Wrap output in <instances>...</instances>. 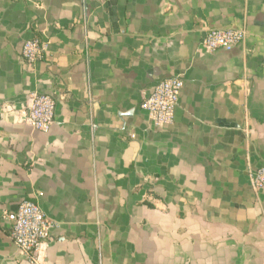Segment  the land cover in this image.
<instances>
[{
	"label": "crops",
	"instance_id": "crops-1",
	"mask_svg": "<svg viewBox=\"0 0 264 264\" xmlns=\"http://www.w3.org/2000/svg\"><path fill=\"white\" fill-rule=\"evenodd\" d=\"M214 29L247 37L210 52ZM174 77L156 127L141 104ZM34 94L48 132L23 121ZM261 167L264 0H0V264H34L6 217L25 200L57 225L39 264H264Z\"/></svg>",
	"mask_w": 264,
	"mask_h": 264
},
{
	"label": "built area",
	"instance_id": "built-area-1",
	"mask_svg": "<svg viewBox=\"0 0 264 264\" xmlns=\"http://www.w3.org/2000/svg\"><path fill=\"white\" fill-rule=\"evenodd\" d=\"M247 37L244 29L211 30L203 41L210 52L232 51ZM45 51V44L38 38L26 41L23 58L34 64ZM184 82L177 77L166 79L157 84L144 99L141 109L148 113L156 127L173 123ZM56 101L50 95L34 94L30 97L24 111L23 121L36 131L48 132L55 123ZM251 184L258 192L264 193V167L251 172ZM10 222V238L21 252L34 264H39L41 253L52 239V231L57 225L43 212L38 203L25 200L17 210L6 215Z\"/></svg>",
	"mask_w": 264,
	"mask_h": 264
}]
</instances>
